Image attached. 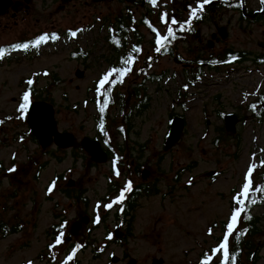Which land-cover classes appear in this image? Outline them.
<instances>
[{
	"label": "rangeland",
	"instance_id": "374dc122",
	"mask_svg": "<svg viewBox=\"0 0 264 264\" xmlns=\"http://www.w3.org/2000/svg\"><path fill=\"white\" fill-rule=\"evenodd\" d=\"M125 8V4L108 1L93 10L107 11L111 20L118 10ZM130 9L138 18L143 8L133 6ZM222 18L230 28L225 45L251 48L243 50L254 54L264 52L259 49L264 44L263 22L242 27L238 25V15L227 11H222ZM139 33L144 47L149 46L151 33L142 25ZM70 42L72 40L68 39L61 45ZM72 43L58 46L53 52L44 51L35 60H21V56L14 53L0 60V118L14 114L21 91L20 79L31 70L48 69L57 72L61 78L59 83L46 86L48 77L40 76L37 87L39 91L50 89L58 129L72 132L76 144L85 135L94 137L98 134L95 102L92 100L94 92L89 87L92 79L106 70L110 62L113 63L112 57L116 53L102 44L99 28L76 37ZM79 45L90 52L87 78L72 85L65 77L73 75L77 63L69 59V51ZM192 70L193 66L181 67L167 57L160 60L153 66L154 80L143 81L142 86L147 87V105L130 114L131 133L126 143L112 129L106 132L110 144H119L123 153H128L131 158L145 159L150 162L146 168L157 170L151 180L155 183L154 188L133 200L134 208L123 227L129 235L123 241L113 240L111 230L116 222L115 216L106 215L103 207L117 196L109 191L108 163L93 167L85 158L87 153L75 151L74 146L59 149L51 143L41 148L23 132L26 125L11 115L0 123V161L4 165L11 166V162H15V167L19 168L24 162L23 166H30L27 157L33 153L39 154L45 162L37 176L30 167L25 173L19 171L13 177L12 172L2 174L0 218L20 220V226L4 233L0 231V264H25L27 259L36 260L41 254L45 257L51 227L60 223L61 230L67 235L81 211L96 218L99 216V220H93L91 232L86 235L88 244L85 248L74 254L70 252L77 264H129L132 258L134 264H152L153 257H162V264H200L197 261L202 250L221 241L222 222L227 223L232 211L231 193L236 191L238 194L242 190L246 175L251 182L249 190L259 181L257 171L253 170L249 175L248 168L253 169L264 158V115L261 120H256L250 115L247 104L257 92L264 90V64L246 60L213 69L203 68L199 78L192 74ZM132 86L137 87L134 83ZM118 108H114L113 113ZM221 112L240 117L235 132L225 128ZM174 113L185 118V128L179 141L165 150L163 143L168 120ZM210 170L219 171L215 179L207 175ZM56 174L62 178L48 193V182ZM69 178L77 181L70 192L75 194L83 189L80 196L86 201H76L66 191ZM189 178L192 179L191 185L188 184ZM123 181L120 176L113 183ZM97 205L102 206L101 211ZM254 212L261 216L264 230V207H256ZM95 225L97 227L93 228ZM74 235L80 239L85 232ZM62 241L64 248L56 261L71 264L68 255L62 259L71 249L68 240L63 237ZM111 253L120 260L112 262ZM259 254L257 264H264V247ZM220 257L223 252L219 251L214 260ZM52 263L54 261L46 258L43 262Z\"/></svg>",
	"mask_w": 264,
	"mask_h": 264
},
{
	"label": "snow or ice",
	"instance_id": "6c2138e0",
	"mask_svg": "<svg viewBox=\"0 0 264 264\" xmlns=\"http://www.w3.org/2000/svg\"><path fill=\"white\" fill-rule=\"evenodd\" d=\"M157 2V0H148L149 4L155 5ZM210 2V0H203V4L201 3H197L195 7L190 8V15L189 18L186 22L184 23H180L177 21V19L173 18L171 19V22L166 24V31L164 33H161L160 31H158L155 27H152L149 24V27L151 28L152 32L155 33V51L157 53L161 52V50H165L167 51L168 45L171 41L176 39V32L174 30L173 26H178L179 31H187L191 29V25H192V21L193 18L199 20L201 19V16L198 15V13H200L203 8L204 5L208 4ZM223 2H227V0H223ZM261 4H264V0H260ZM161 22L165 21V14H161L159 17ZM147 23V21H146ZM77 31L80 30H76V31H70L69 35L71 37H76L77 35ZM59 36L56 33H52V34H41L38 35L37 37H35L33 40H31L30 42L27 43H18V44H14L12 45V49L13 50H24L27 51L29 48H38L40 45L48 42L49 40L51 41H57L59 40ZM114 44H116L117 46H119V41L113 40L112 41ZM141 49L139 47H133L131 49V52L126 55V56H122L120 61H119V66H113L110 67L105 73H103L98 82L96 83V87H95V92L97 97H101L102 96V103H100L99 99L97 101V110L100 113V117H99V124H98V128L100 130V132L102 134H104L105 136H107V133L104 131V114L106 111V108L108 107V105L112 102V92H113V87L117 84H123L124 83V78L131 73L132 71V65L134 63L135 60V55L134 54H138L140 53ZM5 52L6 50L4 48H0V58H3L5 56ZM233 59H235V57H233ZM212 63H216V61H212ZM44 75H47V72L44 73ZM199 78V77H197ZM26 84L28 86H31L33 84V80L32 79H28L26 81ZM105 85H108L107 88H105ZM30 90H25L23 91V93L20 96V103L18 105L17 108V112L19 113V116L17 117L18 119L23 120L25 117V114L28 112L29 110V106H30ZM254 107V106H253ZM2 123V122H0ZM107 142V141H106ZM14 158V157H13ZM9 172H14L16 171L15 166H13L12 168L8 169ZM253 169L252 167L248 168V174L250 175L252 173ZM113 172L115 175L119 176V172L116 170V160H113ZM244 183H243V188L242 190L238 193L237 196L233 197V200L235 201V203L237 205H239V207H235L232 209L231 211V215L226 223V231H224L223 233V240L219 242V248H212L211 252L213 254L219 252L220 250H223V258H218L219 259V264H227L228 260H229V249H228V242H229V237L230 235L233 233V230L236 227L237 224V220L240 217V214L242 212L247 213V209L244 207L245 205V200L244 199H240L239 197H247L249 194V188H250V184L251 182L249 181L248 176L246 175L244 177ZM192 183V179L189 178L188 180V184L191 185ZM55 185V181L52 182V184L49 185L47 192L51 193L53 191V187ZM258 191H264V185H262L259 189H257ZM133 191V185L132 182L126 181L125 184L123 185V187L120 189L119 194L110 202L105 204L103 207L105 208V210L108 209H112L113 205H121L122 202L126 199V194L130 193ZM254 200L249 201V203H253ZM97 207H99V205H97ZM251 216L245 214L243 219L246 220H251ZM99 218L97 217V221L98 222ZM247 229H244L242 232H238L236 234V242L238 243L239 241V237L242 236L244 234V232H246ZM211 234V229H209V235ZM63 232H61L60 234H58L55 237V244L54 245H50V247H54L55 245H59L61 244L62 238H63ZM111 238V236H109V239ZM81 247V245L77 244L73 249H72V253L74 254L79 248ZM73 258L72 255H69L67 257V260H71ZM212 259L211 256H209L208 254L204 255V258L201 260L200 264H209L210 260ZM231 260L233 262V264H235L236 262V254L233 253V255L231 256ZM29 264H31V261H29ZM66 264V262H65Z\"/></svg>",
	"mask_w": 264,
	"mask_h": 264
},
{
	"label": "flooded vegetation",
	"instance_id": "af4514ba",
	"mask_svg": "<svg viewBox=\"0 0 264 264\" xmlns=\"http://www.w3.org/2000/svg\"><path fill=\"white\" fill-rule=\"evenodd\" d=\"M106 0H8L7 7L0 12V37L11 39L12 37H23L34 30L53 31L59 26L61 9L65 6L72 8L77 19L79 14L82 18L92 16L93 2L99 4ZM143 4L151 5L148 0H140ZM175 4L178 2L173 0ZM201 3L203 0H184V3ZM166 4L165 0H157L156 5ZM258 5H262L258 0ZM264 5V4H263ZM252 9V10H251ZM246 12L248 20H264V14L257 13V8H251ZM190 15V9L183 4V23ZM201 19L193 18L191 27L195 31L196 49H220L222 38L219 36L220 29V0H210L204 5L203 10L198 13ZM191 41L190 37L187 43ZM199 44V45H198ZM125 168H123L124 170Z\"/></svg>",
	"mask_w": 264,
	"mask_h": 264
},
{
	"label": "water",
	"instance_id": "95a60500",
	"mask_svg": "<svg viewBox=\"0 0 264 264\" xmlns=\"http://www.w3.org/2000/svg\"><path fill=\"white\" fill-rule=\"evenodd\" d=\"M227 121L231 127L234 125L232 117H227ZM29 125L33 133L39 138L42 145H46L55 135V141L59 146H66L72 143L73 137L69 133H57L55 122L53 119L52 107L43 101H37L30 105ZM183 121L181 118H175L172 122V127L168 135L166 147L170 146L175 141L182 129ZM83 146L91 153L92 158L96 161H104L106 154L101 150L97 141L83 140ZM161 259H154V264H160Z\"/></svg>",
	"mask_w": 264,
	"mask_h": 264
},
{
	"label": "trees",
	"instance_id": "16d2710c",
	"mask_svg": "<svg viewBox=\"0 0 264 264\" xmlns=\"http://www.w3.org/2000/svg\"><path fill=\"white\" fill-rule=\"evenodd\" d=\"M264 185V182L261 184V186ZM260 186V187H261ZM254 200L253 203H249V201H252ZM260 205V204H264V191H254L252 193V195L248 198L247 200V204H246V209H247V213H244L247 214V215H250L249 213V210L251 208V206L253 205ZM252 218L251 220H246V219H243L242 220V225H241V228H240V232H242L244 229H249V232L251 233V242H245L244 241V249H249L252 253L251 255V262L252 264L255 263V261L257 260L258 258V250L261 248V246L264 245V241H256L255 240V237L256 236H259L261 234V230L260 228L258 227L257 223L259 222V217L257 216H253V215H250ZM245 236V232L242 236L239 237V240L244 238ZM234 242H235V247L237 246V244H239V241L238 243L236 242V238L234 239ZM232 256V255H231ZM229 264H233L231 258H230V262ZM235 264H239V260H238V256L236 255V262Z\"/></svg>",
	"mask_w": 264,
	"mask_h": 264
}]
</instances>
